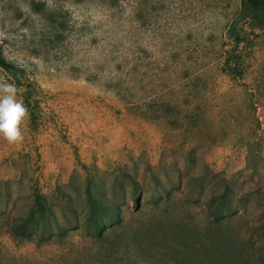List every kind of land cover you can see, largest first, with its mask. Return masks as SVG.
I'll return each instance as SVG.
<instances>
[{"label":"rangeland","instance_id":"obj_1","mask_svg":"<svg viewBox=\"0 0 264 264\" xmlns=\"http://www.w3.org/2000/svg\"><path fill=\"white\" fill-rule=\"evenodd\" d=\"M240 9L0 0L3 56L21 70L0 82L27 109L22 139L0 137V264H262L264 27ZM88 190L121 216L100 239ZM35 192L61 237L12 234Z\"/></svg>","mask_w":264,"mask_h":264},{"label":"trees","instance_id":"obj_2","mask_svg":"<svg viewBox=\"0 0 264 264\" xmlns=\"http://www.w3.org/2000/svg\"><path fill=\"white\" fill-rule=\"evenodd\" d=\"M240 7L241 13L248 15L255 27H264V0H240ZM232 57L231 55L224 61V66L229 69H231L229 62ZM0 68L6 71H21L17 66L4 58L1 44ZM33 196V204L27 213L17 218L15 222L12 223V234L20 239L34 240L38 238L39 241L45 242L52 240L54 237H61V235L65 233V230L59 225L48 200L37 192H35ZM131 200L133 206L139 209L141 200L140 197H137V186L136 182L133 180ZM87 201L89 210L84 219V227L87 229L88 234L94 238L100 239L104 236L108 225L121 222L119 209L116 205L108 202L107 199L92 195L89 190L87 191ZM39 227L41 230L36 232L35 229ZM260 262L264 264V258L260 259Z\"/></svg>","mask_w":264,"mask_h":264},{"label":"clouds","instance_id":"obj_3","mask_svg":"<svg viewBox=\"0 0 264 264\" xmlns=\"http://www.w3.org/2000/svg\"><path fill=\"white\" fill-rule=\"evenodd\" d=\"M25 105L17 99V89L12 83L0 82V137L9 143L22 139L21 123L26 116Z\"/></svg>","mask_w":264,"mask_h":264}]
</instances>
